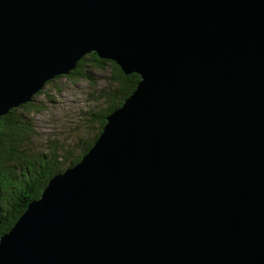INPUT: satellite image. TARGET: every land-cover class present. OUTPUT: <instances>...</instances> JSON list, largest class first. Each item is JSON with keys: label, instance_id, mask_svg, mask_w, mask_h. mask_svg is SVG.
I'll return each instance as SVG.
<instances>
[{"label": "water", "instance_id": "1", "mask_svg": "<svg viewBox=\"0 0 264 264\" xmlns=\"http://www.w3.org/2000/svg\"><path fill=\"white\" fill-rule=\"evenodd\" d=\"M91 52L140 80L0 264H264V0H0V117Z\"/></svg>", "mask_w": 264, "mask_h": 264}, {"label": "trees", "instance_id": "2", "mask_svg": "<svg viewBox=\"0 0 264 264\" xmlns=\"http://www.w3.org/2000/svg\"><path fill=\"white\" fill-rule=\"evenodd\" d=\"M108 64L113 68L107 77L110 83L94 94L99 104L98 109L81 108L78 111V115L84 117L82 121L85 127H98L92 139L86 143H78L77 147L81 149L79 155L71 149L67 153H62V148L56 142L47 145L49 150L46 152L35 150L36 131L30 120L29 111L31 109L37 111L34 104L37 94L33 100L11 108L0 117V237L17 222L28 204L41 196L53 176L82 159L102 132L107 115L121 106L134 91L140 75L126 74L115 61L101 58L97 53L91 52L84 55L68 74L57 75L47 82L64 76L93 80L95 77L93 70L105 69ZM43 88L39 94L43 92Z\"/></svg>", "mask_w": 264, "mask_h": 264}, {"label": "rangeland", "instance_id": "3", "mask_svg": "<svg viewBox=\"0 0 264 264\" xmlns=\"http://www.w3.org/2000/svg\"><path fill=\"white\" fill-rule=\"evenodd\" d=\"M112 69L111 64H108L105 69L93 70L95 74L93 80L65 76L54 79L45 85L41 94L37 93L34 99L37 111L33 109L29 111L30 120L36 131L34 137L36 151L46 152L49 150L47 145L56 142L62 148V153H67L71 149L75 150L76 155L80 154L78 143H86L92 139L98 127H85L82 121L84 117H80L82 115H78V111L81 108L98 109L99 104L94 94L110 83L107 77L110 76Z\"/></svg>", "mask_w": 264, "mask_h": 264}]
</instances>
